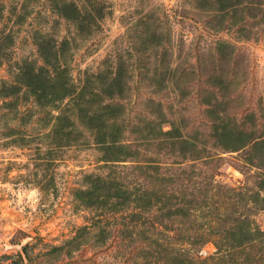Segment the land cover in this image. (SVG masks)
<instances>
[{"label": "rangeland", "instance_id": "rangeland-1", "mask_svg": "<svg viewBox=\"0 0 264 264\" xmlns=\"http://www.w3.org/2000/svg\"><path fill=\"white\" fill-rule=\"evenodd\" d=\"M0 264H264V0H0Z\"/></svg>", "mask_w": 264, "mask_h": 264}, {"label": "trees", "instance_id": "trees-1", "mask_svg": "<svg viewBox=\"0 0 264 264\" xmlns=\"http://www.w3.org/2000/svg\"><path fill=\"white\" fill-rule=\"evenodd\" d=\"M218 252H219V249H218ZM177 256L179 258H181L180 260L183 261V262H185V261L187 262V260L190 261V262L196 260V257L195 256L192 257L189 253H187L185 251L182 252V253H180V254H177Z\"/></svg>", "mask_w": 264, "mask_h": 264}]
</instances>
